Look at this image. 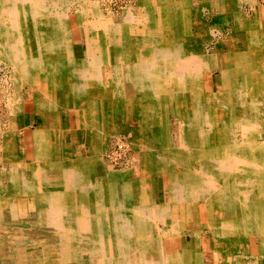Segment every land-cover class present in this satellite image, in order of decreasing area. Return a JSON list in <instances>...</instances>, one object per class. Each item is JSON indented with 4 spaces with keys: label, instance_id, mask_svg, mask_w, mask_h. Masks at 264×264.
<instances>
[{
    "label": "bare ground",
    "instance_id": "6f19581e",
    "mask_svg": "<svg viewBox=\"0 0 264 264\" xmlns=\"http://www.w3.org/2000/svg\"><path fill=\"white\" fill-rule=\"evenodd\" d=\"M199 1L130 0L125 8L113 0H0V232H8L0 235V264H205L206 239L208 264H264V142L239 135V147L237 135L217 124L228 116L235 131L247 133L232 118L262 109L248 101L264 90V57H256L264 54L257 35L264 26L247 12L229 11V1ZM73 13L83 31L79 49ZM219 23L236 38L227 42L228 29L211 30ZM243 40V53L223 52ZM205 45L212 58L193 55L206 54ZM219 53L225 63L215 91L202 77ZM26 90L42 124L30 154L18 133ZM75 112L90 133L79 152L67 139ZM179 126L176 142L187 153L171 151ZM124 132L132 133L127 145ZM119 146L132 150L129 163L111 152L106 158ZM158 176L168 188L163 205L154 199ZM78 192L94 194L97 215L103 197L109 208L120 198V226L91 225V235H75ZM133 204L135 224L125 211ZM81 215L77 230L87 233ZM24 217L32 221L12 226Z\"/></svg>",
    "mask_w": 264,
    "mask_h": 264
},
{
    "label": "crops",
    "instance_id": "0c3cea01",
    "mask_svg": "<svg viewBox=\"0 0 264 264\" xmlns=\"http://www.w3.org/2000/svg\"><path fill=\"white\" fill-rule=\"evenodd\" d=\"M173 1H181V0H173ZM186 1H190V0H186ZM201 1V0H200ZM199 1V3L201 4L202 2H200ZM219 1H221V0H219ZM226 1H229V3L228 2H226V3H228V5H233V7H229V11L231 10V12H234V13H236V12H238L239 14L241 13L243 16L244 15H246V12L248 13V14H250L253 18L255 17V19L252 21V23H255V22H257V23H259V24H262L263 26H264V0H234L235 2L234 3H232V0H226ZM248 1V2H247ZM246 3V4H245ZM261 3V4H260ZM219 4H220V6H222V4H224L223 2L221 3V2H219ZM237 5H239V6H237ZM253 6V7H252ZM261 7H262V9H261ZM225 8V7H224ZM231 8V9H230ZM250 8V9H249ZM256 13V14H255ZM224 14H226V13H224ZM256 15V16H255ZM259 16H261V17H259ZM261 18V19H260ZM263 22V23H261V22ZM78 25V26H77ZM76 25V27L75 28H81V29H79L80 31H81V37H83V31H82V27L80 26V23H79V21H78V24ZM71 26V25H70ZM80 26V27H79ZM74 28V29H75ZM76 30H78V29H75V31ZM71 32H72V34H73V36L75 37V33L73 32V28H71ZM261 32H264V29H262V31ZM78 43V42H77ZM82 42H80V43H78L77 44V46H79L80 44H81ZM231 48H235L234 47V45L231 47ZM238 48V47H237ZM188 53H192L193 52V50L191 51V48H188L187 47V50H186ZM223 52H226V51H223ZM243 52H244V50H243ZM227 54H228V52H226ZM193 55H196V56H202V57H204L205 59H207V57H209V58H212V55H206V54H201L200 55V52H198V51H195L194 52V54ZM223 55H224V53H223ZM221 56H222V54H218V57L220 58H218L217 57V55H216V57H217V59L219 60V61H214V64H213V66L211 67V69L209 70V71H206L205 70V73L203 74V77H202V80H203V83L204 84H208V83H210V85L211 86H216V81H217V77L219 76V74L218 73H220V70L222 69V67H223V62H222V58H221ZM259 60H260V58H258ZM258 62V61H257ZM257 62H254V63H257ZM220 68V69H219ZM214 84V85H213ZM211 89H214L215 91H216V87L215 88H211ZM206 90V89H205ZM214 91V92H215ZM31 92H29V93H27L26 95L28 96V97H30L29 99H24V106H25V108H24V112H23V114H21L20 115V118H19V126H20V130L22 131V139H23V141H24V143H25V145H27L28 147H30L32 144H33V136H34V130L36 129V127H37V122L35 121V117H34V110H33V107H30L31 106V104L33 103V101L34 100H32L31 99V97H32V94H30ZM258 93H260V91L258 92ZM262 93V95L264 94V90L261 92ZM241 94V93H240ZM204 95H205V97H207L206 95H208L207 94V90L205 91V93H204ZM258 95H261V94H258ZM253 99H254V97H252V100L249 98V100L250 101H252V103H253ZM248 103H250V104H252L251 102H248ZM204 114H208V111H207V109L205 108L204 109ZM35 113H36V111H35ZM36 115V118H37V114H35ZM63 116V114L61 115H59L58 114V117H57V120H56V122H55V124H57V126L59 127V128H62V124H61V121H62V117ZM71 118H70V120H69V122H70V126L68 127V130H67V134H68V137H67V139H68V141L70 142V144H73L74 145V147H75V145H76V143H78V144H81V137H82V139H83V141L84 142H89L90 141V133H87L86 132V134L84 135V133H85V131L83 130V129H81L79 126L77 127L76 126V124H77V119H76V115H74L73 113H71V116H70ZM75 123V125H73ZM40 124H41V122H40ZM217 124H219V126H220V128H223V119L221 120V122H219V123H217ZM41 126H42V124H41ZM75 126V127H74ZM205 126V130H208V128H210V125H204ZM208 127V128H207ZM74 128V129H73ZM173 129V128H172ZM186 129V128H185ZM181 130V127L179 126V128H178V131H176V129L174 128L173 130H172V143H171V146H173V147H171L172 148V152L173 153H176V152H179L180 151V148L182 149V152H184V153H187L186 152V148H182V147H180V145H179V143H178V146L176 147V142H175V139L176 138H178V137H180V133L181 132H179ZM189 131V133L188 134H184V136L186 137V138H188L189 136H190V130H188ZM187 131V132H188ZM195 132L196 133V135H198L197 134V132L196 131H191V134H193V133ZM130 132H124V134H129ZM176 133H177V136H176ZM123 134V133H122ZM130 134H132V133H130ZM83 135V136H82ZM198 136H200V135H198ZM28 139H30V141H28ZM198 139H199V137H198ZM179 140V139H178ZM67 141V142H68ZM185 149V150H184ZM176 151V152H175ZM179 154H181V153H179ZM182 155V154H181ZM132 156H133V152H132V155H131V157H130V160H132ZM72 157H75L74 155L72 156ZM135 157V156H134ZM133 157V158H134ZM181 158V159H180ZM179 159L180 160H177L176 162H178L177 163V166H178V168H180V170H182V168H181V166L182 165H184V167L186 166V164L184 163V160H182V157H180ZM183 158H184V156H183ZM206 159V158H205ZM204 160V159H203ZM182 161V162H181ZM205 161V160H204ZM130 161H128L127 163H129ZM176 162H169V164H174V163H176ZM126 163V164H127ZM184 163V164H183ZM206 163V162H205ZM204 163V164H205ZM207 164V163H206ZM175 165V164H174ZM212 165V164H211ZM217 169V168H216ZM132 172V171H131ZM159 177H162V176H158V177H156V181H155V187H154V189H155V196H154V199H156L157 201H156V203L158 204V205H163L164 204V201H165V199H166V197H165V193H166V190H168V188L167 187H165V181H163V179H161V178H159ZM157 178H158V180H157ZM79 193V192H78ZM105 193V191H103V194ZM77 194V193H76ZM76 194H75V197H76V199H77V196H76ZM93 195V196H92ZM103 196H105V195H103ZM90 196H88L87 197V199H88V201H90V203L88 204V205H90V207H91V210H92V215L91 214H89V215H84V216H82L81 215V217H80V219H82L81 220V222L82 223H85V224H89L90 225V228L88 227V229H90V231L89 232H87L86 233V235H91L92 234V231H91V225H94L95 223L96 224H99V223H101L102 225H104L105 227L104 228H108V227H106V225H108V222L111 224V225H115V224H117V225H119L120 226V221H117V219H115L116 217H115V212H114V210L116 211H118V212H120L121 211V209H120V198L118 199V200H114V202H115V204L113 205L114 207H112V208H109L108 207V204H106V202H107V200H105V199H107V195H106V197H103V202H104V204H103V207H102V209L100 210V215H97L96 213L98 212V209H96V206H95V197H94V194L93 193H91V198L92 199H90L89 198ZM118 202V203H117ZM75 203H76V200L74 201V205H75ZM108 203V202H107ZM167 203V202H166ZM117 205V206H116ZM118 205H119V207H118ZM135 205L133 204V206L131 207V209L130 208H128V209H125V211H127V213L129 214V215H127L126 216V218L127 219H130L131 221H133L132 223L133 224H135V222L137 221V219H138V217H137V211L136 210H134V208L135 209H137L136 207H134ZM95 207V208H94ZM134 207V208H133ZM83 209V211L85 210L84 209V207L82 208ZM113 209V210H112ZM82 211V212H83ZM112 211H113V213H112ZM109 213V214H108ZM76 214H78V212H76ZM126 214V213H125ZM78 217H76L75 218V220H76V222L77 223H79L80 221H79V216L80 215H77ZM136 216V217H135ZM98 218V219H97ZM114 220V221H113ZM136 220V221H135ZM91 221V222H90ZM97 221V222H96ZM99 221V222H98ZM75 222V223H76ZM115 222H117V223H115ZM76 223V224H77ZM78 225V224H77ZM98 226H96V227H94L93 226V228H94V230L97 228ZM103 228V229H104ZM105 230H107V229H105ZM104 230V231H105ZM191 241V239H188V242H190ZM203 248H201V253H203L204 252V255H206L205 257L206 258H204L203 260L205 261V264H208V258H209V256H210V254H211V251H212V243H211V241H208V239H206V242H205V245H204V250H202Z\"/></svg>",
    "mask_w": 264,
    "mask_h": 264
},
{
    "label": "rangeland",
    "instance_id": "374dc122",
    "mask_svg": "<svg viewBox=\"0 0 264 264\" xmlns=\"http://www.w3.org/2000/svg\"><path fill=\"white\" fill-rule=\"evenodd\" d=\"M114 1V3L116 4V5H120V4H123V5H125V8L126 7H128L127 6V3L130 1V0H113ZM132 1V0H131ZM106 2H108V1H106ZM235 1L234 0H232V3H234ZM108 6H110L111 7V9H112V11L115 13V14H117V10H118V7L116 6V5H114V6H111V4H107ZM133 7H136V3L135 4H133ZM132 7V8H133ZM130 10L128 11V12H131V7L129 8ZM194 9H196V6H194ZM128 12H127V14H128ZM135 12H137V11H135ZM128 15H130V13L128 14ZM76 18V19H75ZM255 19V17L253 18L252 17V19H251V21H253ZM78 21H79V19H78V16H77V14H75V13H73V14H71V16H70V25L71 26H73V27H71V28H73V32L75 33L74 35H75V39H76V42H78V43H80V42H82V37H81V31L79 30V29H81V28H76V29H78L77 30V32L75 31V27H76V25L78 24ZM124 21H126L125 22V24H130V21H128V19L125 17L124 18ZM264 21V20H263ZM72 22V23H71ZM261 22V21H260ZM76 23V24H75ZM261 23H263V22H261ZM71 28H70V30H71ZM213 29H211V30H215L216 29V31H222V34L224 33L223 32V30H224V28H226V29H228V32H226V33H224L225 34V36L223 35V39L225 40V41H227V42H229L230 41V38L231 37H234V38H236V33L235 32H233L232 31V27L231 26H229V25H226V24H222V23H219V24H216L215 26H213L212 27ZM218 28V29H217ZM232 31V32H231ZM243 34H246V33H243ZM258 35V38H260V40L261 39H263L264 40V32H259V34H257ZM244 36V35H243ZM237 37H239L240 39H242L240 36H237ZM207 41H209V40H207ZM235 42V41H234ZM246 41L245 40H243L242 41V43H241V45L242 46H239V48H237V47H235V45H236V42H235V44H234V47L235 48H230V47H225V49H223V51H229V53H230V55H232L233 57H235V55L236 54H240V52L241 53H243V50H245V48H244V43H245ZM78 43H76V48L77 49H79V46H77V44ZM259 43H261L260 41H259ZM233 46V45H232ZM205 48H203L204 50H206V55H212V50H210V49H212L213 47L212 46H207V45H205L204 46ZM210 50V51H209ZM260 50H262L261 48L259 49V51ZM256 57H260L261 59L264 57V54L263 53H259V54H257V56ZM222 58V57H221ZM223 59V58H222ZM222 62H223V66H224V63H225V61H224V59L222 60ZM219 74V73H218ZM244 84H247V83H244ZM245 90H246V87H245ZM246 91H248V90H246ZM26 93H29L27 90H26ZM240 98L241 99H243V101L244 100H246L247 98H248V96H247V94H246V92L245 91H240ZM31 94V93H30ZM243 94V95H242ZM252 99V98H251ZM255 99V100H254ZM253 100L255 101V103H256V101H258V102H261L260 103V108L262 107V109H261V111L256 107V112L255 113H251V112H249V113H247V115L246 116H249L250 115V117L247 119L248 121H250V122H248L247 120H245V122L247 123V124H245V122H244V118H246V116H243L240 112L239 113H237L236 114V116H234L232 119H236V120H239L240 122H243V124L245 125V130H246V132L247 133H243V131L240 129V131L239 130H237V131H235V129H236V127H233V126H231L230 125V122L232 121V120H230V118L227 116V117H225L226 119H224V121H223V123H224V125L225 126H223V130L226 132V131H228V132H226V134H228V136H231V134L233 135V136H235V138H236V135H237V141L236 142H238V146L240 147V143H242L241 141L243 140V139H245V137L244 138H242V137H240V138H238V136L239 135H241V136H245L246 134L247 135H250V138L253 140H258L260 143H262V142H264V94L262 95H257V97H255ZM258 99V100H257ZM253 101V102H254ZM248 102H251L252 103V101H248ZM250 104V103H249ZM255 106H256V104L254 105V103H252L251 105H250V107H254L255 108ZM30 107H33V110H34V117H35V121L38 123L37 124V127H36V129L34 130V133L35 132H37V131H39V130H41L42 129V126H41V124H40V121H38V119L36 118V113H35V104H34V101H33V103L31 104V106ZM74 115H76V119H77V124H76V126L78 127H80L81 129H82V124H81V119H80V117H79V113L78 112H75V114ZM239 115V116H238ZM239 117V118H238ZM19 118H20V116H19ZM243 118V119H242ZM250 119V120H249ZM80 120V121H79ZM230 120V121H229ZM258 120V121H257ZM227 122V123H226ZM255 122V123H254ZM228 123H229V125H228ZM260 123V124H259ZM256 124V125H255ZM73 125H75V123L73 124ZM228 126V127H227ZM230 126V127H229ZM251 126V127H250ZM75 127V126H74ZM229 128V129H228ZM235 128V129H234ZM237 128H239V127H237ZM18 133L20 134L21 133V136H20V144H21V146L23 145V139H22V131L20 130V126L18 125ZM74 129V128H73ZM210 128H208V130H209ZM256 129V130H255ZM186 130V129H185ZM253 131V133H252V131ZM176 131H178L177 129H176ZM184 131V130H183ZM235 131V132H234ZM239 131V132H238ZM254 131H255V133H254ZM229 132L231 133V134H229ZM235 133V134H234ZM240 133V134H239ZM250 133V134H249ZM262 134V137L261 138H259V134ZM253 134V135H252ZM128 135H131V134H120V139H122L123 138V141H125L126 140V138L128 137ZM176 136H177V133H176ZM253 136H255V137H253ZM34 137V136H33ZM34 139V138H33ZM130 139V138H129ZM239 139H240V141H239ZM176 140H178V138L177 139H175V142H176ZM255 140V141H256ZM28 141H30V139H28ZM236 142H234L233 143V145H237V143ZM114 143V142H113ZM81 144H83V139H82V137H81ZM81 144H78V143H76V145H75V151L76 152H79V150H78V148H80V145ZM25 147H26V145H24ZM77 146V147H76ZM110 147H111V145H109ZM178 146V143L176 142V147ZM108 148L107 149V156H106V158L108 159V155L110 154L109 152H113V150L111 149V148ZM70 149H72L71 147H70ZM31 150H32V148H31V146L30 147H28V152H29V154H30V152H31ZM242 150H245V148L244 149H242ZM74 153L75 155H77V153ZM87 152V148H82V153H86ZM131 152H132V150L130 151L129 150V153H128V155L125 157V159L124 160H126V163L128 162V161H130V157H131ZM260 152H261V154H260V158L261 157H263L264 158V150H260ZM109 153V154H108ZM263 155V156H262ZM122 162V161H121ZM125 163V164H126ZM260 163V162H259ZM232 170V169H231ZM225 177H228V179H229V176L228 175H226ZM90 179V180H89ZM86 181V183H88V184H92V182H93V180H92V177H88V179L87 180H85ZM81 188H83V187H81ZM84 190V188L82 189V191ZM79 195V196H78ZM76 196H77V199H76V203H75V206H76V208H75V210L74 211H76V212H78V211H81L82 210V208L84 207V211H86V213H88V214H91L92 215V210H91V207H90V205H88L89 203H90V201H88V199L86 200V199H83V198H87L88 196H90L89 198L90 199H92L91 198V193L90 194H88V195H83V194H81V192H79V193H77L76 194ZM93 196V195H92ZM81 198V199H80ZM86 200V201H85ZM80 203H79V202ZM85 202V203H84ZM86 204V205H85ZM78 208H80V209H78ZM77 209V210H76ZM73 211V212H74ZM77 215H79V214H76V216L75 217H77ZM80 215H81V213H80ZM84 216V215H83ZM28 221H32V219H29V218H21V219H19V220H17V221H15L14 222V224H12V226H15V227H20L21 225H22V223H24V222H28ZM34 221H36V220H34ZM77 223V222H76ZM75 223V226H74V230H76L74 233H75V235H86V232H79L77 229H80L79 228V224L77 225ZM9 226V224H7L6 223V226ZM96 225L98 226V227H100V228H104L105 226L104 225H102L101 223H99V224H94V225H92V226H95L96 227ZM86 226L87 227H90V225L89 224H86ZM111 226H113V225H111ZM14 227V228H15ZM105 229H107V228H104V230ZM102 230V229H101ZM8 234V232L6 233V232H0V235L1 234ZM100 233H102L101 231H100ZM37 242V241H36ZM8 257V256H7ZM12 261H10V263H11ZM11 264H13V263H11Z\"/></svg>",
    "mask_w": 264,
    "mask_h": 264
},
{
    "label": "built area",
    "instance_id": "2783aa9c",
    "mask_svg": "<svg viewBox=\"0 0 264 264\" xmlns=\"http://www.w3.org/2000/svg\"><path fill=\"white\" fill-rule=\"evenodd\" d=\"M123 142H124V144H126L125 141H123ZM128 153H129V150L127 151L126 147L119 146L118 148L113 150L112 156L114 157V155H115L116 159L118 160V163H120L121 161H123L125 159V157L128 155Z\"/></svg>",
    "mask_w": 264,
    "mask_h": 264
}]
</instances>
